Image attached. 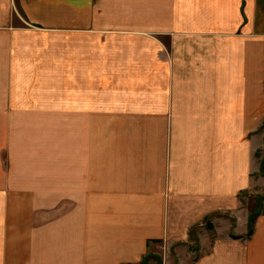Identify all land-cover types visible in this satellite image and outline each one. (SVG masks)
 <instances>
[{
    "label": "crops",
    "instance_id": "crops-1",
    "mask_svg": "<svg viewBox=\"0 0 264 264\" xmlns=\"http://www.w3.org/2000/svg\"><path fill=\"white\" fill-rule=\"evenodd\" d=\"M263 118L264 0H0V264H264Z\"/></svg>",
    "mask_w": 264,
    "mask_h": 264
},
{
    "label": "rangeland",
    "instance_id": "rangeland-1",
    "mask_svg": "<svg viewBox=\"0 0 264 264\" xmlns=\"http://www.w3.org/2000/svg\"><path fill=\"white\" fill-rule=\"evenodd\" d=\"M149 86V87H148ZM118 90H127V97H124L122 100L124 106H129V107H137L141 104V102L145 101L148 103V98L145 96L144 91L152 90V84H143V83H136V82H128V83H106V82H100L99 83V105H105L107 100L114 101L116 102V95L115 94ZM142 93V94H141ZM145 97V98H144ZM150 100V99H149ZM140 101V104L138 105V102ZM152 102V99L150 100ZM113 105H117V102ZM137 114H131V115H124L123 119L126 122H136L137 121ZM99 129H98V137L99 138H106L107 136V130H105V127L107 123L110 121L111 117L108 115H99ZM261 128H264V118L262 121ZM129 132L128 134H133L136 133V131H127ZM126 132V133H127ZM185 132H179L180 137H185ZM204 133V132H201ZM253 134H257V151H256V161L259 164V170L257 174L252 175L254 178L257 180V188L255 192H252L251 194L249 192H243V210H241L243 216H245L247 213L249 214H255L257 211H259L264 202V164H263V159H264V129H260L257 132H250L249 134L246 133L243 138L241 139V144H245L249 139H251ZM227 143L230 142V137L227 136ZM231 146V145H230ZM227 148H230L229 145ZM211 216V219L207 218L203 224L205 228L209 226V223L215 220ZM253 220V217H251V221ZM250 221V222H251ZM208 223V225H207ZM252 223V222H251ZM209 230H214L213 227L208 228ZM220 230L223 229V226H220ZM197 228L195 229V231ZM210 231V232H212ZM218 231V230H217ZM194 232V230H193ZM215 235V231L213 232ZM213 233H211L213 235ZM252 233V224L249 225L248 231L245 233V235H250ZM200 248V245L196 242L193 243L190 247V250L192 252L198 251ZM164 248L162 249V252L164 253ZM197 254H194V257H196ZM147 264V263H144Z\"/></svg>",
    "mask_w": 264,
    "mask_h": 264
},
{
    "label": "trees",
    "instance_id": "trees-1",
    "mask_svg": "<svg viewBox=\"0 0 264 264\" xmlns=\"http://www.w3.org/2000/svg\"><path fill=\"white\" fill-rule=\"evenodd\" d=\"M262 162H263V164H264V159H263V161H262ZM144 263H147V260H146V258L143 260V264H144Z\"/></svg>",
    "mask_w": 264,
    "mask_h": 264
}]
</instances>
